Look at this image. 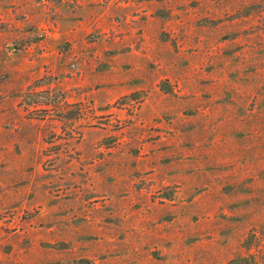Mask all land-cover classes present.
Segmentation results:
<instances>
[{"label": "rangeland", "instance_id": "rangeland-1", "mask_svg": "<svg viewBox=\"0 0 264 264\" xmlns=\"http://www.w3.org/2000/svg\"><path fill=\"white\" fill-rule=\"evenodd\" d=\"M0 48V264H264V0H0Z\"/></svg>", "mask_w": 264, "mask_h": 264}, {"label": "crops", "instance_id": "crops-1", "mask_svg": "<svg viewBox=\"0 0 264 264\" xmlns=\"http://www.w3.org/2000/svg\"><path fill=\"white\" fill-rule=\"evenodd\" d=\"M76 26V25H75ZM0 53L2 54L1 48H0Z\"/></svg>", "mask_w": 264, "mask_h": 264}]
</instances>
